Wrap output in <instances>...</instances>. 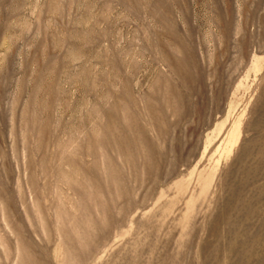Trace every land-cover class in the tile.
I'll return each instance as SVG.
<instances>
[{
	"label": "rangeland",
	"instance_id": "1",
	"mask_svg": "<svg viewBox=\"0 0 264 264\" xmlns=\"http://www.w3.org/2000/svg\"><path fill=\"white\" fill-rule=\"evenodd\" d=\"M0 264H264V0H0Z\"/></svg>",
	"mask_w": 264,
	"mask_h": 264
}]
</instances>
